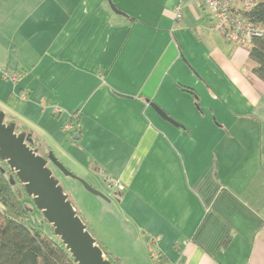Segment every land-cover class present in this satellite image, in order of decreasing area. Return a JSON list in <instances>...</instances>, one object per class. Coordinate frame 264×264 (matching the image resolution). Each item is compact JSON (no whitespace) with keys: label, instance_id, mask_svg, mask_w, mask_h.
Returning <instances> with one entry per match:
<instances>
[{"label":"crops","instance_id":"0c3cea01","mask_svg":"<svg viewBox=\"0 0 264 264\" xmlns=\"http://www.w3.org/2000/svg\"><path fill=\"white\" fill-rule=\"evenodd\" d=\"M247 60L196 0H0V110L107 193L74 205L122 264H155L150 236L162 264H264V81Z\"/></svg>","mask_w":264,"mask_h":264},{"label":"water","instance_id":"95a60500","mask_svg":"<svg viewBox=\"0 0 264 264\" xmlns=\"http://www.w3.org/2000/svg\"><path fill=\"white\" fill-rule=\"evenodd\" d=\"M158 110L170 119L163 110ZM33 142L32 132L18 131L17 123L7 121L5 112L0 110V159L7 161L13 172L11 182L15 183L16 176L24 185L35 206L53 226L55 234L77 264H114L82 219L49 163L64 175L78 180L90 193L105 200H110V197L68 169L54 151L43 155Z\"/></svg>","mask_w":264,"mask_h":264},{"label":"trees","instance_id":"16d2710c","mask_svg":"<svg viewBox=\"0 0 264 264\" xmlns=\"http://www.w3.org/2000/svg\"><path fill=\"white\" fill-rule=\"evenodd\" d=\"M252 1L251 9H242L241 13L249 21L264 26V0ZM246 49L247 66L264 81V34L253 36ZM7 121L13 120L8 118ZM17 130L31 133L18 124ZM33 139V146L37 147L38 143ZM42 154L48 155V152ZM49 165L58 169L52 163ZM11 174L7 161L0 159V264H77L62 240L45 233L42 225L33 218L31 212L37 207L16 176L15 183L11 182ZM50 228L54 232L53 226ZM104 251L110 261L121 264L107 250ZM163 257L161 253L157 264H162Z\"/></svg>","mask_w":264,"mask_h":264},{"label":"built area","instance_id":"2783aa9c","mask_svg":"<svg viewBox=\"0 0 264 264\" xmlns=\"http://www.w3.org/2000/svg\"><path fill=\"white\" fill-rule=\"evenodd\" d=\"M200 2L205 9L208 11L212 21L221 33L224 35L225 39L229 42H233L240 47L247 48L252 43V38L255 35L264 34V26L261 24H256L248 19L244 18L241 11L251 9L253 5L252 0H196ZM176 17L179 19L182 17L181 7L176 8ZM22 73L11 74L7 71L4 72V77L12 79L16 82L22 76ZM21 98H26V92L20 95ZM63 129L68 132L72 129V124L68 123L63 126ZM120 189H123L120 186ZM160 238L150 236L147 241L148 251L150 252V257L153 259L154 263L157 264L158 259L161 256V251L159 247ZM172 264H184L183 260H177Z\"/></svg>","mask_w":264,"mask_h":264},{"label":"rangeland","instance_id":"374dc122","mask_svg":"<svg viewBox=\"0 0 264 264\" xmlns=\"http://www.w3.org/2000/svg\"><path fill=\"white\" fill-rule=\"evenodd\" d=\"M3 75H4V72H3ZM12 79L10 78V81H11ZM6 119H8V118H6ZM66 132V131H65ZM42 149V148H41ZM39 150L40 152H44L43 150ZM57 156V155H56ZM60 160L63 162V158L61 157L60 158ZM64 165H65V163H64ZM68 169H70L73 173H75L73 170V168L69 165V164H67L66 163V165H65ZM53 172H54V175L60 180V183H61V185L64 187V189L65 190H67L68 191V193L70 194V199H71V201L74 203V197L75 198H78V197H76V193H78V191H77V189H81V191H82V188H80V187H83V185L82 184H80L79 182H77V180H75V179H73V178H71V177H68V176H66V175H64V173H62L61 171H59V169H54L53 168ZM76 174V173H75ZM77 175V174H76ZM79 176V175H78ZM86 181H88L90 184H92V185H94V183L86 176L85 178H84ZM82 185V186H81ZM100 189V188H99ZM89 195L91 196V194L89 193ZM93 199H96L95 197H97L96 195H94V196H91ZM98 198V197H97ZM84 202H86V209L88 208V210H92L93 208H92V206L90 205V203H89V201L85 198L84 199ZM84 204V203H83ZM32 213V216H33V218L36 220V221H38L41 225H42V227H43V229H44V232L46 233H49L50 235H52L53 237H55V238H58L59 236L58 235H56L55 234V232H53L52 230H51V228L50 227H52V225L46 220V219H44V216H43V214H42V212L38 209V208H34V210L31 212ZM93 214H94V212H93ZM60 238V237H59ZM115 258H117V259H122V257L121 256H114ZM119 263H121V261H119ZM122 264V263H121Z\"/></svg>","mask_w":264,"mask_h":264}]
</instances>
